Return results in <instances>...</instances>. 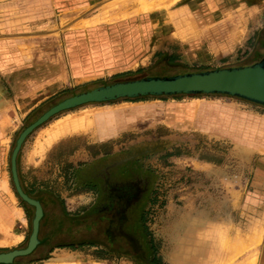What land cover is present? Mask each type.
I'll use <instances>...</instances> for the list:
<instances>
[{"label":"crops","instance_id":"0c3cea01","mask_svg":"<svg viewBox=\"0 0 264 264\" xmlns=\"http://www.w3.org/2000/svg\"><path fill=\"white\" fill-rule=\"evenodd\" d=\"M104 1L0 0V81L13 80L12 104L25 110L23 115L63 88L139 73L150 72L133 80L151 78L158 75L151 70L165 64L207 67L206 72L245 67L230 66L229 60L239 53L251 57L264 34V0H181L171 11L143 10L138 0ZM93 105L64 112L55 131L59 143L82 138V155L93 153L96 144L153 131L175 119L168 114L173 105L162 99ZM26 143L18 160L23 188V169L34 162L33 154L22 156ZM210 167L202 163L204 181H198V190L196 184L188 187L193 193L184 196L182 208L171 204L170 219L159 230L168 246L162 264H264V159L237 175L225 166H214L212 175ZM28 225L27 209L14 193L2 157L0 243H23ZM163 255L161 251L158 259ZM38 264L136 263L92 245H71L56 247Z\"/></svg>","mask_w":264,"mask_h":264},{"label":"rangeland","instance_id":"374dc122","mask_svg":"<svg viewBox=\"0 0 264 264\" xmlns=\"http://www.w3.org/2000/svg\"><path fill=\"white\" fill-rule=\"evenodd\" d=\"M114 1L104 2L108 5ZM138 1L143 5V10L171 11L181 0ZM256 49L261 53L254 51L247 59L246 53H239L238 57L229 60L230 66H250L262 59L263 33ZM206 68L165 64L154 67L151 72L157 70L158 75L150 77L172 78L206 72ZM148 73L112 77L106 81L78 85L76 88H63L29 115H23L25 110L21 113L17 105L12 104L16 102L12 97L15 94L13 80L0 81V158L5 157L16 197L19 199L20 196L13 180L12 156L26 128L71 97L106 85L144 78ZM162 101L173 105V111L168 114L172 113L174 120L169 119L170 122L153 131L125 135L110 143L96 144L94 152L87 155L80 153L84 144L82 138L64 139L63 143H59L60 139L56 137L55 131L60 126L57 122L64 119L68 112L56 117L28 138L22 156L33 154L31 160L34 162L23 169L24 174L21 169L25 184L23 189L34 198L46 202L44 210L47 216L42 228L45 243L35 254L18 259L17 264H38L41 259L49 257L56 247L71 245H92L111 257L136 264H160V260L162 264L168 246L165 234L162 236L159 230L165 228L170 219L171 204L182 208L184 196L188 192L193 193L188 187L192 188L196 184L194 187L198 190V181H204L200 171L202 163L212 165L208 170L212 175L214 166L228 167L226 170L229 173L237 175L246 166L264 159V118L258 116H264V109L253 107L258 105L244 100L245 103H241L228 96H180L176 99L163 98ZM87 160L91 162L89 166L81 168L89 163ZM146 178L149 179V191L131 210V222L126 226V235L121 240L112 239V236L106 234L107 230L111 231L112 225L108 220L101 221L97 215L90 220L93 226L91 233L83 230L82 222L63 220L65 208L72 215H81L98 206L104 199L102 189L108 181L125 183L140 179L145 181ZM26 209L29 219L26 240L13 245L0 243L4 245L0 250L27 248L36 209L32 206ZM132 240L135 244L129 243ZM161 251L164 255L158 259Z\"/></svg>","mask_w":264,"mask_h":264},{"label":"water","instance_id":"95a60500","mask_svg":"<svg viewBox=\"0 0 264 264\" xmlns=\"http://www.w3.org/2000/svg\"><path fill=\"white\" fill-rule=\"evenodd\" d=\"M222 95L264 107V58L253 65L230 67L191 73L172 78H145L122 81L113 85L71 97L56 105L26 128L18 139L12 156V174L21 199L36 209L33 232L27 248L0 253V264H14L31 256L40 246L41 222L45 216L42 203L31 198L23 189L18 171V158L27 139L56 116L90 104H102L146 97Z\"/></svg>","mask_w":264,"mask_h":264},{"label":"trees","instance_id":"16d2710c","mask_svg":"<svg viewBox=\"0 0 264 264\" xmlns=\"http://www.w3.org/2000/svg\"><path fill=\"white\" fill-rule=\"evenodd\" d=\"M203 96H222V95H203ZM178 97L180 96L148 97V98H155V99L174 98L176 99ZM124 100L130 101L129 99H124ZM102 190L104 191V199L101 200L98 206H96L94 209L90 211H85L81 215H72L65 208L62 213L63 220L67 219L68 221H71V222H78V221L82 222L83 230L85 232L91 233L93 226L92 224H90V220L91 218L97 215L99 216L101 221L108 220L112 225L111 231L107 230L106 234L112 236V239L115 238V239L121 240L126 235V230H125L126 226L129 225L131 222V210L134 208L136 204L140 203L145 193L149 191V179L146 178L145 181H143V179H140V180L129 181L125 183L124 182H120V183L114 182L113 183V182L108 181ZM25 192L31 198L36 199L27 191ZM19 199L22 201V203L24 204L26 208L30 207L20 197ZM36 200L40 201L43 207H45L46 202L44 200L42 199H36ZM46 216L47 214L45 212V216L41 222V229H40L41 244L39 247H41L45 243V239L42 238V228H43V222L46 219ZM97 224L100 225L99 223ZM2 252H9V251L0 250V253ZM14 264H17V261Z\"/></svg>","mask_w":264,"mask_h":264},{"label":"bare ground","instance_id":"6f19581e","mask_svg":"<svg viewBox=\"0 0 264 264\" xmlns=\"http://www.w3.org/2000/svg\"><path fill=\"white\" fill-rule=\"evenodd\" d=\"M1 187H2V188H6V185H5V184H2Z\"/></svg>","mask_w":264,"mask_h":264},{"label":"flooded vegetation","instance_id":"af4514ba","mask_svg":"<svg viewBox=\"0 0 264 264\" xmlns=\"http://www.w3.org/2000/svg\"><path fill=\"white\" fill-rule=\"evenodd\" d=\"M129 243H130V244H133V243L135 244V242H134L133 240H132V242H129Z\"/></svg>","mask_w":264,"mask_h":264}]
</instances>
